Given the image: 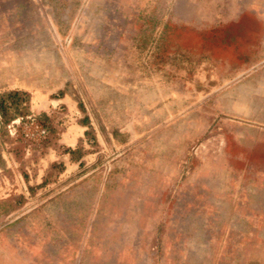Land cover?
I'll return each mask as SVG.
<instances>
[{"label":"rangeland","instance_id":"rangeland-1","mask_svg":"<svg viewBox=\"0 0 264 264\" xmlns=\"http://www.w3.org/2000/svg\"><path fill=\"white\" fill-rule=\"evenodd\" d=\"M0 264H264V0H0Z\"/></svg>","mask_w":264,"mask_h":264}]
</instances>
